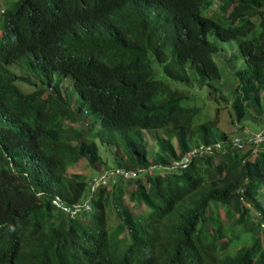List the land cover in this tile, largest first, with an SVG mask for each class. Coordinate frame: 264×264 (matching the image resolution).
<instances>
[{
	"label": "trees",
	"instance_id": "obj_1",
	"mask_svg": "<svg viewBox=\"0 0 264 264\" xmlns=\"http://www.w3.org/2000/svg\"><path fill=\"white\" fill-rule=\"evenodd\" d=\"M11 2L0 8V264H264V145L230 144L264 117V0ZM230 40L237 52L222 53ZM150 129L161 130L153 151ZM214 140L224 147L172 165ZM114 167L142 171L90 188ZM55 195L89 208L69 215Z\"/></svg>",
	"mask_w": 264,
	"mask_h": 264
},
{
	"label": "built area",
	"instance_id": "obj_2",
	"mask_svg": "<svg viewBox=\"0 0 264 264\" xmlns=\"http://www.w3.org/2000/svg\"><path fill=\"white\" fill-rule=\"evenodd\" d=\"M244 143H249L252 146L251 152H256L260 149L262 145H264V117L262 118V122L259 127L254 131L244 130L243 135H234L230 138V144L232 146L240 147ZM224 142L221 140H214L209 143H199L196 146H193L186 154L182 157L172 160V165L184 166L189 158L192 155H201L203 153L210 154L213 152L219 151L222 147H224ZM152 166H149L147 170L149 171ZM142 170L138 169H124L121 167H114L111 169H104L99 175L93 177V180L90 184V188H93L98 182H104V179L107 175L118 174L124 178L134 177L138 175ZM51 202L57 206H60L66 213L69 215H74L77 211H84L89 208L88 201L84 200L81 203H73L70 205H63L60 203V199L58 196H54L51 198Z\"/></svg>",
	"mask_w": 264,
	"mask_h": 264
},
{
	"label": "rangeland",
	"instance_id": "obj_3",
	"mask_svg": "<svg viewBox=\"0 0 264 264\" xmlns=\"http://www.w3.org/2000/svg\"><path fill=\"white\" fill-rule=\"evenodd\" d=\"M11 1H13V0H0V8L8 6ZM11 4H12V2L10 3V5ZM216 4L217 3L214 1V3L212 4V9L216 8L215 7ZM221 45L223 46L222 53H224V54H226V53L230 54L231 52H237V45H236L234 40H232V41L230 40V41H227V42H221ZM215 59H216V61H218V64L220 66V71H221L220 81L221 82H225L227 84L225 86V92L229 95L230 92H231V87H232L231 84H234L235 81L233 80V77H231V75L225 69V65L222 64V66H221L220 63H222L221 60L223 61V59L220 60L219 56H216V55H215ZM235 63H236V66H238V67H242L243 64H244L243 63V59L240 56L236 58ZM203 89L205 90V87ZM211 98H212V94L211 93L206 94L205 100L203 102H201V105H200V108H201L202 112H205L209 116H212L213 115V111H214L213 102L210 101ZM229 99H230V97H228L227 100H225V99L222 100L221 99L220 103H219L221 105L220 111H219V120H220L221 125L223 127L225 126V122L227 120L226 115L224 114V111H225L224 109H225L226 106H228ZM237 125H239L238 122H237ZM245 129L246 128H244V130ZM158 132H161V130H159V129L158 130L157 129L156 130L155 129L144 130L143 135H144V138H145V140L147 142V145H148V148H149L150 151L155 150V144H156L155 143V136H156V134ZM97 145H98V151L102 155L103 154L102 147H101V145L99 144L98 141H97ZM100 166H101V164H100ZM78 169L79 170H84L87 173H91V171H92L90 166H88L87 163H85V161H82V160L78 162ZM251 211L254 213V217H255L256 216L255 215V211L253 209H251Z\"/></svg>",
	"mask_w": 264,
	"mask_h": 264
}]
</instances>
